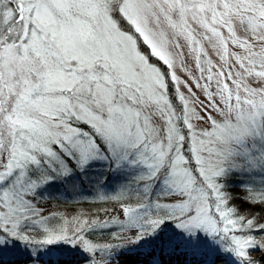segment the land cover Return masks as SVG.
Instances as JSON below:
<instances>
[{
    "label": "snow or ice",
    "instance_id": "obj_1",
    "mask_svg": "<svg viewBox=\"0 0 264 264\" xmlns=\"http://www.w3.org/2000/svg\"><path fill=\"white\" fill-rule=\"evenodd\" d=\"M0 264H264V0H0Z\"/></svg>",
    "mask_w": 264,
    "mask_h": 264
},
{
    "label": "bare ground",
    "instance_id": "obj_2",
    "mask_svg": "<svg viewBox=\"0 0 264 264\" xmlns=\"http://www.w3.org/2000/svg\"><path fill=\"white\" fill-rule=\"evenodd\" d=\"M258 258H259V256H255V257H254V259H258Z\"/></svg>",
    "mask_w": 264,
    "mask_h": 264
},
{
    "label": "rangeland",
    "instance_id": "obj_3",
    "mask_svg": "<svg viewBox=\"0 0 264 264\" xmlns=\"http://www.w3.org/2000/svg\"><path fill=\"white\" fill-rule=\"evenodd\" d=\"M255 256H258V255H255ZM255 256H254V257H255ZM254 257H253V258H254Z\"/></svg>",
    "mask_w": 264,
    "mask_h": 264
}]
</instances>
